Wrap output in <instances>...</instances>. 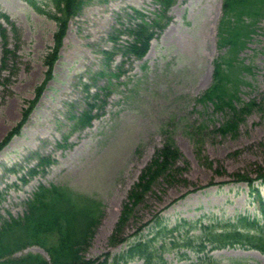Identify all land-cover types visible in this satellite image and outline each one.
Here are the masks:
<instances>
[{
	"label": "rangeland",
	"instance_id": "rangeland-1",
	"mask_svg": "<svg viewBox=\"0 0 264 264\" xmlns=\"http://www.w3.org/2000/svg\"><path fill=\"white\" fill-rule=\"evenodd\" d=\"M85 2L68 22L53 79L19 135L0 150V217H21L24 202L39 184L95 202L101 218L87 258L118 253L138 236L152 238L156 216L161 226L179 228L173 236L196 235L200 224L233 222L239 215L264 224V184L254 185L257 197L246 183L233 182L234 174L255 178L256 170L264 169V17L257 18L237 60L244 65L237 86L239 102L255 100L261 107L245 116L235 135H222L217 129L230 113L216 112L211 104L197 100L210 88L213 62L226 50L219 47L221 23L226 21V29L229 22L222 12L223 0H176L167 13L169 24L152 40L146 56L122 61L116 54L110 66L102 54L113 48L109 36L120 22H127L133 8L151 15L156 7L150 0ZM35 3L44 13L25 0H0V14L8 17L6 22L0 16V29L7 36L6 49L12 51L0 71V141L20 120L46 70L43 60L56 24L45 15L50 5L45 0ZM4 47L0 36V60ZM87 88L91 95L99 94L93 112L99 117L90 127L72 131L70 115L85 108ZM168 138L180 152L175 163L179 169L155 182L134 207L122 229L127 242L109 246L130 188ZM38 156L52 164L30 177L27 172ZM164 241L169 246L162 253L164 264L196 260L192 250L171 248V238ZM156 242L160 245L163 239ZM25 252L46 257L39 247ZM209 254L220 264H264L259 252L240 247Z\"/></svg>",
	"mask_w": 264,
	"mask_h": 264
},
{
	"label": "trees",
	"instance_id": "trees-1",
	"mask_svg": "<svg viewBox=\"0 0 264 264\" xmlns=\"http://www.w3.org/2000/svg\"><path fill=\"white\" fill-rule=\"evenodd\" d=\"M26 1L34 4L33 0ZM45 1L52 6L53 10L46 15L56 23L52 46L43 60L46 71L41 83L34 89L33 98L25 103L20 120L0 141V149L18 134L45 85L52 78V69L58 59V51L67 23L80 13L86 3L85 0ZM152 1L160 7L154 18L146 17L141 11L134 10V16H130L128 25L117 30L119 34H126L130 38L122 48L116 49L121 50L124 55L142 58L148 50L150 40L169 23L170 17L167 13L175 0ZM222 12L225 17L229 16V22L226 29H222L226 21L223 20L221 23L219 47L226 50L223 56H219V59L214 61L213 82L197 101L202 104H211L216 112H229L230 116L217 130L222 135H235L245 116L261 107L255 100L247 103L239 102L237 86L241 82L240 76L244 65L237 60L239 52L254 32L257 18L264 17V0H223ZM0 16L6 22L8 21L7 16L1 14ZM0 34L5 45L2 58V65H4L7 55H12V51L9 52L6 49L7 36L4 30L0 29ZM104 55L109 58L113 53L105 51ZM87 105L89 110L85 111L81 117H77L78 124L81 126L88 125L93 117L90 112L94 105L90 102ZM179 158L180 152L170 138L154 153L127 195L119 221L110 236V245L115 246L127 240L122 237V229L133 213L134 207L151 191L155 182L160 179L166 180L171 177L175 169H179L175 166ZM48 162L42 159L39 164L42 166ZM256 171L255 178L242 173L234 174L233 182L246 183L258 196L253 187L255 183L264 184V169L258 168ZM34 173V170L30 171V174ZM23 181L25 182V179ZM1 199L0 195V201ZM98 208L99 204L95 202L87 203L86 200L79 201L77 198L66 196L62 189L54 187L48 189L40 186L32 198L25 202L23 216L17 218L9 216L6 219L0 217V264H129L138 260L141 264H164L165 258L162 253L168 251L169 247L164 241L165 238H171L169 243L171 248L183 246L198 255L196 260L189 264H220L208 253L230 247L254 249L264 255V224L261 225L256 218L239 215L233 222L200 224L195 227L198 231L196 235L188 236L185 233L173 236L172 234L179 228L169 230L161 226L159 216H156L155 235L152 238L145 237L142 240L138 236L118 254L111 256L106 253L101 257L87 259L84 254L101 218ZM158 238L163 239L160 245L156 242ZM34 245L45 249L49 255V261L37 254L14 256L15 253ZM158 252L160 255L157 258Z\"/></svg>",
	"mask_w": 264,
	"mask_h": 264
}]
</instances>
